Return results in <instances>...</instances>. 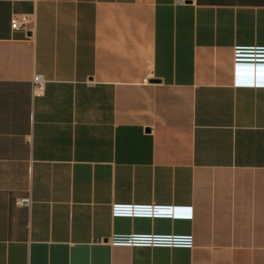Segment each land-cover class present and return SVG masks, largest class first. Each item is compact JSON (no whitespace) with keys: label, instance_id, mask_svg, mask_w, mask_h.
I'll return each mask as SVG.
<instances>
[{"label":"crops","instance_id":"1","mask_svg":"<svg viewBox=\"0 0 264 264\" xmlns=\"http://www.w3.org/2000/svg\"><path fill=\"white\" fill-rule=\"evenodd\" d=\"M0 264H264V0H0Z\"/></svg>","mask_w":264,"mask_h":264},{"label":"built area","instance_id":"2","mask_svg":"<svg viewBox=\"0 0 264 264\" xmlns=\"http://www.w3.org/2000/svg\"><path fill=\"white\" fill-rule=\"evenodd\" d=\"M34 23L31 15L29 14H18L12 20V29H28L30 25ZM47 79L43 75H35L33 79V92L34 94L41 95L46 87ZM16 203L21 206L30 207L33 200L30 196L19 198Z\"/></svg>","mask_w":264,"mask_h":264}]
</instances>
